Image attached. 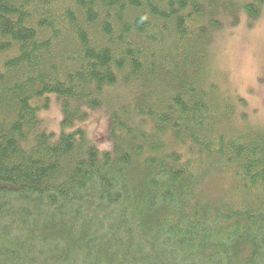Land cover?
Returning <instances> with one entry per match:
<instances>
[{"label":"trees","instance_id":"obj_1","mask_svg":"<svg viewBox=\"0 0 264 264\" xmlns=\"http://www.w3.org/2000/svg\"><path fill=\"white\" fill-rule=\"evenodd\" d=\"M263 4L0 0V264H264V130L210 75Z\"/></svg>","mask_w":264,"mask_h":264},{"label":"rangeland","instance_id":"obj_2","mask_svg":"<svg viewBox=\"0 0 264 264\" xmlns=\"http://www.w3.org/2000/svg\"><path fill=\"white\" fill-rule=\"evenodd\" d=\"M259 10L256 19L240 12L237 23L215 39L212 50L211 79L219 87V96L235 106L229 126L237 131L246 127L264 130V4ZM49 104L40 117L49 131L59 134L63 120L60 102L51 96ZM77 126L84 128L100 150L111 148L105 109L91 112Z\"/></svg>","mask_w":264,"mask_h":264},{"label":"bare ground","instance_id":"obj_3","mask_svg":"<svg viewBox=\"0 0 264 264\" xmlns=\"http://www.w3.org/2000/svg\"><path fill=\"white\" fill-rule=\"evenodd\" d=\"M90 77V76H89Z\"/></svg>","mask_w":264,"mask_h":264}]
</instances>
